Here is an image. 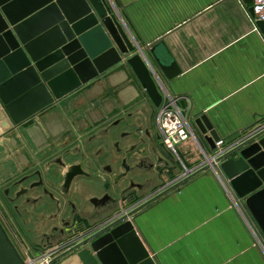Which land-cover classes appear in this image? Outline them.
<instances>
[{
	"label": "crops",
	"instance_id": "1",
	"mask_svg": "<svg viewBox=\"0 0 264 264\" xmlns=\"http://www.w3.org/2000/svg\"><path fill=\"white\" fill-rule=\"evenodd\" d=\"M106 2L123 23L131 40L143 50L147 49L148 58L157 71L155 80L163 96L161 106H155L146 98L132 109L134 117L130 119L135 120L137 132H141L146 124L145 134H151V138L145 140L150 142L147 146H155L159 155L170 164L166 170L173 167V160L160 148L163 142L158 139L161 134L158 124H154V115H158L171 98L186 116L194 137L192 141L177 146L178 156H190L191 150L208 156L214 154L205 137L194 126L195 119L202 115L209 117L215 130L226 141L225 147L237 144L264 127V35L253 22L250 5L240 0ZM154 49L156 56L166 65L174 62L179 74L167 78L151 54ZM130 100L126 98L123 102L127 104ZM125 115L128 116L123 112L119 117L124 118ZM72 121L59 105H55L35 116V123L28 127L19 125L6 130L0 122V181L13 182L21 173L30 171L35 158L45 163L49 155H54L55 161H52L54 164L47 163L48 172L55 168L54 165L66 170L57 163L56 152L59 149L83 140L89 151H97L95 154L99 155L103 143L100 138L114 137L121 124H129L127 120L123 121L108 135H99L106 127L86 132L74 126ZM82 126L86 128L84 122ZM194 132L203 141L204 149ZM126 133L130 132H121L122 141L113 143L119 156L130 153L123 143L132 141L130 138L133 136L123 138ZM238 157L235 156L236 159ZM144 158H150L155 168L141 169V173L143 170L150 174L154 170L159 174L163 171L165 163H155L151 157L137 158V165ZM124 159L127 158H122V162ZM220 165L216 167L217 171L210 169L201 173L134 216L135 229L157 264H264L263 234ZM81 166L90 175V167ZM108 166H104V170ZM159 166H162L161 171H157ZM123 173L115 174L113 170V180ZM181 177L169 182L162 176V184L158 183L161 178L151 180V177L146 182L134 183L144 186L139 192L152 190L141 200L143 202L160 192L161 188L178 182ZM107 184L91 175L78 177L68 193L64 192L62 184L68 198L74 196L87 200L82 203L84 210H79L75 202L69 204L73 216L80 213L83 217L81 221L76 218V224L90 223V229L95 231L107 223L106 219H111L107 218L108 212L97 217L99 209L91 204L93 198L100 199L107 194ZM56 200L61 207L63 201L57 197ZM70 227L64 226L65 234H61L63 229H60L52 236L46 235V239L52 243L61 237L69 242L72 237ZM76 228L77 225L70 230Z\"/></svg>",
	"mask_w": 264,
	"mask_h": 264
},
{
	"label": "water",
	"instance_id": "2",
	"mask_svg": "<svg viewBox=\"0 0 264 264\" xmlns=\"http://www.w3.org/2000/svg\"><path fill=\"white\" fill-rule=\"evenodd\" d=\"M243 2L252 3L251 0ZM257 25L264 35V21ZM146 51L131 40L106 0H0V106L6 114L0 112L1 127L6 130L19 125L28 127L35 123V116L59 105L78 129L91 132L106 127L99 135H108L112 128L126 121V118L119 117L123 112L129 119L134 117L132 109L146 98L155 106H161L163 102L155 80L157 71ZM151 52L167 78L179 74L174 62L166 65L156 56L155 49ZM126 98L131 99L127 104L123 102ZM83 122L86 128H83ZM194 126L215 151L221 137L209 117H198ZM146 135L151 138L149 132ZM194 135L204 149L203 141L196 132ZM131 136L130 133L122 135L123 138ZM158 139L161 140L162 136ZM116 148L121 151L119 144ZM160 148L173 158L164 143ZM135 150L133 147L130 151ZM152 153L159 163L170 166L155 146ZM235 156L239 157L236 159ZM150 161V158H144L138 168L154 169L155 164H147ZM57 163L66 169L65 193L78 177L90 176L81 165L67 167L62 159ZM208 163L128 213L103 224L54 258L51 264H58L70 256L81 264H157L134 224L127 220L208 169L217 171L219 164L237 196L245 201L264 237V128L228 148L212 164ZM122 167L124 173L115 176V184L134 171L127 159L123 160ZM161 170L162 166L157 167V171ZM105 171L113 173L111 166ZM36 175L39 180L30 188L22 187L13 201L42 187L44 193L57 202L55 195L45 188L42 172L38 171ZM27 180L29 178L25 177L14 187L22 186ZM135 188L143 190L144 186L131 181L130 189L124 193ZM106 189H110V184ZM10 192L8 189L5 193L9 195ZM37 201L27 200L28 203ZM91 204L99 209L96 213L99 217L116 208L118 200L106 194L100 199L93 198ZM64 226L68 228L71 223ZM60 233L65 234V229ZM64 241L59 237L57 243L49 242V245ZM0 264H25L1 221Z\"/></svg>",
	"mask_w": 264,
	"mask_h": 264
},
{
	"label": "rangeland",
	"instance_id": "3",
	"mask_svg": "<svg viewBox=\"0 0 264 264\" xmlns=\"http://www.w3.org/2000/svg\"><path fill=\"white\" fill-rule=\"evenodd\" d=\"M154 116V124H156L157 126L159 113L158 115L155 113ZM124 118H126L129 124H121V126L119 127V131H117L116 133V136L100 138V141H103V145L101 144L99 155L95 154L97 151H89L87 146L85 145L86 142H84L83 140L75 145H70L67 148H61L56 152L57 158L63 159V162L67 163L68 165L81 163V165H84L85 167H90L89 173L92 178H97L100 181L105 180L106 183L108 182L109 184H111L110 189L108 191L105 190V193L115 197L118 200V204L116 208L110 210L107 213V218H111L110 220L106 219L105 221L107 222L111 221L115 217L128 213L130 210L137 207L140 203H143L147 200L146 199L141 202V200L148 196V193H150L152 190L139 192L140 190L135 189L133 191H129L127 194L124 193L127 189H130L131 180L143 183L148 180V177H151V180H153L156 179L157 176H159L156 179L159 180L158 178H161L163 176L167 180H169V182H171L170 180L173 181V179L175 180L178 176L185 177L188 172L192 170L196 172L203 168L205 164H209L208 161L210 160V158H212V156H214L216 151H214V154L212 153L208 156L207 153H204L203 155L202 152L197 151L194 153L191 150L190 156L187 157L178 156L176 152H171L173 155V167L171 166V168L166 170L167 168L165 169V166L163 165V171H161L160 174L155 170L154 172H152V174L145 173V170H143V172L141 173L142 170L138 169V162H136L137 158L151 157L154 159L155 163L158 162V159L153 155L152 148L150 146H147L150 145V142L148 143L147 141H142L143 139L148 140L145 134L146 124L145 127L140 130L141 132H137L135 128V120H128L127 115H125ZM140 121H142V119H140ZM121 132H130L133 137L130 138V140L132 141H125L123 143V146L126 147L125 150L129 151L130 153H124L119 156L113 143L117 140L122 141L120 135ZM192 137H190L186 142L192 141V139L194 138ZM129 142H131L130 145ZM133 147H135L136 150L134 152H131L130 150ZM231 147L226 148L228 149ZM137 150L144 152L141 156H139L136 153ZM122 158L129 159V165L134 167V171H132L129 174L128 178H125L121 182V184L114 185V174H109L108 172H106L104 170V166L110 165L111 167H113L115 174L124 172V168L122 167ZM46 160L47 162L45 161L44 163V161L41 162L38 158H35V165H31V167L33 168V170L39 169L42 172L45 182V188L63 201V205H61V207H59L54 200H51V198L44 193V189L42 187L35 188L34 190H31L27 196H24L20 200L13 201V199H15L16 197V194L21 190L22 187L30 188L31 184L39 180L37 176L32 175V178L28 182H26L22 186L14 187V182H19V180H21L23 176L29 174L30 172L26 171V173H21L13 182H10V180L6 182L0 181V221L23 259H25L26 261L35 262V264H42L43 260L46 259L47 256L51 257V260H53L60 254L65 252V250L79 242L82 238H85L94 230L90 229V223L87 224L86 222H84V224H76V218L81 221L83 217L80 215V213L73 216L72 208L69 205L71 202H75L79 210H84V208L82 207V203L85 202L86 198L79 199L78 197L74 196H69L68 198L62 190V184L64 181L66 170H62V168L58 167V165H54L55 168H53L52 171L48 172L46 165L49 162L52 163V161H55L54 155L47 156ZM158 183L162 184V178ZM175 183L176 182L171 183L164 188L160 187V192L173 186ZM7 189H11L9 195H6L5 193ZM26 198L27 200L37 199L38 201L36 203H28ZM133 218L134 217H131L127 221L134 224ZM67 222H70L73 226L77 225L76 229L70 230L73 227L72 225V227H70L69 229V231L72 232V237L68 240L69 242H67L66 240L61 244L50 246L49 241L46 239V235L52 236L54 232H58V230L63 229L64 224ZM58 240L59 238L52 243H57ZM64 245L67 246L63 251H59L57 249V247ZM58 264L81 263L76 258L68 257L60 261Z\"/></svg>",
	"mask_w": 264,
	"mask_h": 264
},
{
	"label": "built area",
	"instance_id": "4",
	"mask_svg": "<svg viewBox=\"0 0 264 264\" xmlns=\"http://www.w3.org/2000/svg\"><path fill=\"white\" fill-rule=\"evenodd\" d=\"M251 1L252 3L250 4V9L252 10L251 14L253 22L255 24H258V22L264 21V0ZM158 125L160 128L162 141L166 148L171 152H176L177 146L186 142L190 137L193 136L191 130L189 129L186 116L177 106L175 100H173L172 98L161 109L158 118ZM225 142L226 141L222 138L219 142H217V149L215 151V154L214 156H212V158H210L208 162L214 161L217 157L224 154V152L227 150V148L225 147ZM193 172L194 171H190L187 173V175ZM64 246L57 247V249L59 251H63L67 245L65 247ZM23 260L25 264H35V262L26 261L25 259ZM51 261V257L47 256L46 259L43 260L42 264H51Z\"/></svg>",
	"mask_w": 264,
	"mask_h": 264
},
{
	"label": "flooded vegetation",
	"instance_id": "5",
	"mask_svg": "<svg viewBox=\"0 0 264 264\" xmlns=\"http://www.w3.org/2000/svg\"><path fill=\"white\" fill-rule=\"evenodd\" d=\"M58 159H61V158H58ZM58 159H57V160H58ZM140 163H141V162H140ZM140 163H139V164H140ZM151 163H152V162L150 161V162H148L147 164L150 165ZM34 168H36V167H34ZM38 171H40V170H39V169H34V170H33V168L31 167V168H30V171H28V172H30V173H29V174H26L25 176H23V177L21 178V180L24 179L25 177L29 178V180H30V179L32 178V175H33V176H37L36 173H37ZM37 177H38V176H37ZM21 180H19V181H21ZM29 180H27V182H28ZM15 183H16V182H14V184H15ZM10 188H11V187H10Z\"/></svg>",
	"mask_w": 264,
	"mask_h": 264
},
{
	"label": "bare ground",
	"instance_id": "6",
	"mask_svg": "<svg viewBox=\"0 0 264 264\" xmlns=\"http://www.w3.org/2000/svg\"><path fill=\"white\" fill-rule=\"evenodd\" d=\"M0 112L4 113V111H2V107L0 106ZM5 114V113H4ZM6 115V114H5ZM5 119H7V116L5 117ZM193 134V133H192ZM213 161H210V163L212 164Z\"/></svg>",
	"mask_w": 264,
	"mask_h": 264
}]
</instances>
